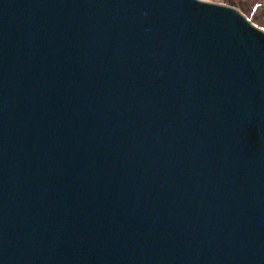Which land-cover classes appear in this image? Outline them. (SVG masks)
<instances>
[{"label":"water","instance_id":"95a60500","mask_svg":"<svg viewBox=\"0 0 264 264\" xmlns=\"http://www.w3.org/2000/svg\"><path fill=\"white\" fill-rule=\"evenodd\" d=\"M0 264H264V30L0 0Z\"/></svg>","mask_w":264,"mask_h":264},{"label":"rangeland","instance_id":"374dc122","mask_svg":"<svg viewBox=\"0 0 264 264\" xmlns=\"http://www.w3.org/2000/svg\"><path fill=\"white\" fill-rule=\"evenodd\" d=\"M237 7L253 24L264 30V0H207Z\"/></svg>","mask_w":264,"mask_h":264}]
</instances>
